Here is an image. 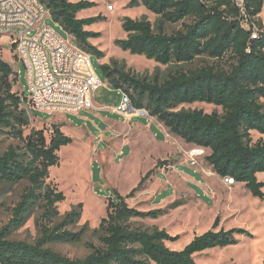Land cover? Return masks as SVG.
I'll return each instance as SVG.
<instances>
[{"label": "trees", "instance_id": "obj_1", "mask_svg": "<svg viewBox=\"0 0 264 264\" xmlns=\"http://www.w3.org/2000/svg\"><path fill=\"white\" fill-rule=\"evenodd\" d=\"M38 1L79 48L98 60L104 58V53L89 43L100 34L86 28L105 18L77 17L81 11L95 7L93 2ZM139 5L162 23L188 24L166 34L161 27L154 30L146 19L125 18L121 29L126 37L115 40L114 46L177 69L160 81L139 78L123 65L111 62L100 65L108 86L127 94L133 107L145 108L150 117L185 144L208 150L205 161L220 179H232L243 184L252 197L264 199V183L257 179L258 174H264V140H252V133L264 136V28L256 25V17L264 14V0H244L243 4L244 19L259 30L256 38L251 37V29L242 27V13L233 0H131L129 4ZM199 57L225 60L227 69L209 65L183 68ZM17 82L16 71L0 57V144L2 138L18 142L0 150V186L27 184L0 229V264H196L198 254L235 245L238 237H251L244 229L217 231L216 218L210 230L193 237L182 250L169 249L165 243L176 242L178 236L164 230H144L135 222L156 219L164 210L142 212L126 203L143 189L153 174L149 170L128 195L110 191L105 217L93 231L97 243L83 241L85 228L75 233L68 230L80 220L81 205L60 216L57 208L65 196L49 176L50 168L59 165V150L73 140L62 132V125H51L48 138L44 129H32L24 136L29 120L20 108L26 97L12 92ZM194 103L213 105L221 109V114L176 111L181 105ZM162 165L165 161L157 162L156 167ZM36 211L38 238L32 243L11 240L12 233ZM80 243L88 250L82 258H70L50 247Z\"/></svg>", "mask_w": 264, "mask_h": 264}, {"label": "rangeland", "instance_id": "obj_2", "mask_svg": "<svg viewBox=\"0 0 264 264\" xmlns=\"http://www.w3.org/2000/svg\"><path fill=\"white\" fill-rule=\"evenodd\" d=\"M78 2L80 0H69ZM93 2L95 7L78 13V18H89L101 15L105 21L98 22L86 30L99 33L100 37L89 40L92 46L104 53V58L98 60L90 55V63L98 76L101 86L93 94L94 109L82 110L76 113H66L60 110L32 109L26 99L20 108L25 112L29 126L24 129V136L30 130H46L51 125H60L58 121H65L62 132L73 140V143L62 147L59 152V165L51 167L49 176L53 184L57 185L65 200L58 204L60 216L81 205V218L68 228L70 232H79L83 228V241L97 243L93 231L100 220L105 217L107 198L111 190H116L121 196H126L134 189L140 179L152 170V176L145 182L143 189L134 197L127 199L129 207L147 212L158 209L164 210L162 216L156 219L135 220L144 230H164L170 236H178L173 243L166 242L165 246L171 250H182L195 236L210 230L215 219L218 218L216 230H230L233 228L247 230L251 237H238V243L225 248H216L195 256L196 264H264V199L254 198L243 184L229 185L218 176L213 177L211 167L206 163L205 155L197 159L205 170L199 171L193 167L188 159V147L168 132L166 138L163 132L153 124L152 131H132L130 134H120L119 137L104 143L103 136L112 137L111 132H104L103 119L110 122H122L121 116L112 113L120 101L121 91L108 86L100 72V65L117 62L126 71L139 78L160 81L167 78L177 67L175 65L162 66L143 57L122 52L114 46L117 39H125L126 34L121 29L125 18L132 20L146 19L154 30L160 27L166 34L181 30L187 21L177 24L162 23L160 18L146 10L143 6L130 7L131 0H86ZM109 8V9H108ZM112 8V9H111ZM52 28L65 42L74 44L72 37L54 23L50 17L44 22ZM256 25L264 28V14L256 17ZM15 52L8 36L0 37V57L9 64L12 70L18 72L19 83L13 85V93L23 92L28 96V85L25 79L23 65L14 58ZM203 65L227 69L225 60H215L199 57L193 63L184 65V69H194ZM264 104V100L262 101ZM98 106L103 108L98 109ZM179 110H200L206 114L221 109L205 103L184 104L176 108ZM145 119H133L132 123L144 124ZM63 126V125H62ZM153 133L158 135L154 139ZM261 137L252 133V140L256 142ZM119 141H116L118 140ZM153 139L157 142L154 143ZM121 140L132 145L134 155H118L121 150ZM104 144H99V143ZM10 144H18L11 139L2 138L0 150L3 151ZM167 145V146H166ZM194 148V147H193ZM125 150H128L127 148ZM126 152V151H125ZM165 161V165L156 167L157 162ZM259 182L264 183V174H258ZM200 184V185H199ZM202 185V186H201ZM25 182L0 186V229L10 218V209L19 200ZM264 193V187L262 189ZM174 207H171V206ZM38 212L31 215L23 227L12 233L11 240L34 242L38 236L36 218ZM70 258H82L88 254L87 248L80 244H55L50 246Z\"/></svg>", "mask_w": 264, "mask_h": 264}, {"label": "built area", "instance_id": "obj_3", "mask_svg": "<svg viewBox=\"0 0 264 264\" xmlns=\"http://www.w3.org/2000/svg\"><path fill=\"white\" fill-rule=\"evenodd\" d=\"M233 1L242 13V27L251 29V37L256 38L258 28L244 19V0ZM47 17H50L48 10L38 0H0V37L11 39L13 56L24 67L28 85L26 100L37 110L66 113L88 110L92 108L93 94L101 86L91 67L90 55L75 42H65L46 26L43 22ZM112 112L123 117L152 118L145 108L133 107L129 96L123 92ZM204 155L203 148L190 149L189 163L195 165ZM224 182L234 184L229 178Z\"/></svg>", "mask_w": 264, "mask_h": 264}, {"label": "crops", "instance_id": "obj_4", "mask_svg": "<svg viewBox=\"0 0 264 264\" xmlns=\"http://www.w3.org/2000/svg\"><path fill=\"white\" fill-rule=\"evenodd\" d=\"M77 17H78V14H77ZM120 102V101H119ZM119 104V103H118ZM95 105L96 104H94V102L92 103V108H90V109H94L95 108ZM101 106H98V109H101V108H103V107H101ZM116 107V106H115ZM114 107V108H115ZM90 109H88V110H90ZM113 113V112H112ZM133 119H144V118H138V117H123V116H121V120H122V122H117V121H114V122H110V121H108V120H106V119H103L102 118V120L105 122V123H107L108 125L106 126L105 125V130H103V133L104 132H111V135H112V137H110V138H106V137H104L103 136V139L105 140L104 141V143L105 144H107L109 141H111V140H113V139H115V137H119V135L120 134H130V132H134V131H137V132H140V131H144L145 129L147 130V131H149V133L152 131L151 129L153 128V124H155L156 125V127H157V129H159V130H161L162 132H163V134H164V136H165V144H166V138L168 137V130L161 124V123H159L155 118H151L150 120H147V119H145L144 120V124H137V123H132V120ZM57 123H60L61 125H63L62 126V128H61V130H63V128H64V123H66L65 121H63V120H61V121H58ZM132 132V133H133ZM173 136V135H172ZM153 137H154V139L155 138H157L158 137V135H156L155 133H153ZM175 137V136H174ZM177 138V137H176ZM263 140H264V136L263 137H261ZM153 139V142L154 143H156V144H158V143H162V144H164V142H157V141H155ZM179 139V138H178ZM116 141H119V139L118 140H116ZM182 141V140H181ZM183 142V141H182ZM103 143V141H102V143H99V144H104ZM184 143V142H183ZM120 144H121V150H119V152H118V155H124L125 153L127 154V156H132V155H134V153H135V150H133L132 149V145H128L127 143H126V141H124V140H121V142H120ZM185 144V143H184ZM187 147H188V149L187 150H190V149H192L194 146H192V145H187V144H185ZM167 146V145H166ZM128 149V150H125V149ZM126 151V152H125ZM205 151H208V150H205ZM209 152V151H208ZM188 159H189V157H188ZM193 167H195V166H197L198 168H200V172L202 171V170H205L204 168H202L201 167V165H199V163H198V161H197V163L195 164V165H192ZM212 176L214 177H217L215 174H212ZM200 185V184H199ZM202 186V185H201Z\"/></svg>", "mask_w": 264, "mask_h": 264}, {"label": "bare ground", "instance_id": "obj_5", "mask_svg": "<svg viewBox=\"0 0 264 264\" xmlns=\"http://www.w3.org/2000/svg\"><path fill=\"white\" fill-rule=\"evenodd\" d=\"M109 9V8H108ZM112 9V8H111Z\"/></svg>", "mask_w": 264, "mask_h": 264}]
</instances>
